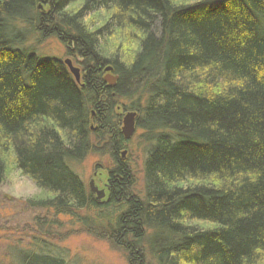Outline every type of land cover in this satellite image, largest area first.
<instances>
[{"label":"trees","instance_id":"1","mask_svg":"<svg viewBox=\"0 0 264 264\" xmlns=\"http://www.w3.org/2000/svg\"><path fill=\"white\" fill-rule=\"evenodd\" d=\"M13 21L60 39L83 84L65 61L16 49ZM137 95L143 199L116 114ZM99 147L115 160L102 202L70 166ZM10 163L48 196L37 204L60 214L119 206L115 219L81 218L131 264H145L146 238L158 264H261L264 0H0V184Z\"/></svg>","mask_w":264,"mask_h":264},{"label":"rangeland","instance_id":"2","mask_svg":"<svg viewBox=\"0 0 264 264\" xmlns=\"http://www.w3.org/2000/svg\"><path fill=\"white\" fill-rule=\"evenodd\" d=\"M11 26L9 36L17 37L14 44L16 49L36 53L43 58L70 59L81 70L83 77L81 60L69 57L67 46L55 35L45 34L44 26L39 27V32L25 23L13 21ZM139 99L137 95L132 99L118 100L121 106L117 108L116 114L121 115V133L124 116L131 112L138 113L133 104H140L137 103ZM93 116L96 117L95 113ZM113 122L116 123V120ZM98 130L97 125L92 127L93 133L97 134ZM144 136L143 130L136 129L134 137L125 140L127 145L123 144L124 148L120 152L121 160L131 171L132 193L139 199L144 198L145 163L149 152V144ZM70 166L89 190L92 181L103 189L107 170L115 168V160L108 147L106 150L99 147L82 161L71 162ZM10 168L6 181L0 184V264H131L129 253L124 248L115 249L106 240L95 238L86 231L81 218L90 216L95 219L98 214H105L115 219L121 214L119 206L103 213L95 209L91 212L85 210L78 215L80 218H71L53 208L38 205L48 196L12 163ZM147 234L151 235L149 231ZM145 240L141 246L145 264H158L151 254L149 238ZM132 264L138 263L134 260ZM261 264H264V260Z\"/></svg>","mask_w":264,"mask_h":264},{"label":"water","instance_id":"3","mask_svg":"<svg viewBox=\"0 0 264 264\" xmlns=\"http://www.w3.org/2000/svg\"><path fill=\"white\" fill-rule=\"evenodd\" d=\"M39 8L42 9V7ZM64 63L68 67V70L71 73V75L74 77L75 81L78 84H81L82 81L81 70L78 67H75L70 59L66 60ZM105 74L106 75L104 76V81L106 82L108 87L112 89L116 88L119 80V76L114 74V69L111 66L107 67L105 69ZM137 117L138 116L136 112L135 113L131 112L126 114L123 118L122 134L124 136V139L127 141L131 140L136 133ZM90 191L92 194L96 196V200L98 202H102L107 197V193L105 189H101L100 187L96 186L94 181L90 183Z\"/></svg>","mask_w":264,"mask_h":264}]
</instances>
